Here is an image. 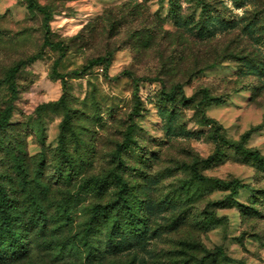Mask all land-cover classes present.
<instances>
[{
    "label": "rangeland",
    "instance_id": "rangeland-1",
    "mask_svg": "<svg viewBox=\"0 0 264 264\" xmlns=\"http://www.w3.org/2000/svg\"><path fill=\"white\" fill-rule=\"evenodd\" d=\"M38 1L62 48L0 0V264H264V0Z\"/></svg>",
    "mask_w": 264,
    "mask_h": 264
},
{
    "label": "trees",
    "instance_id": "trees-1",
    "mask_svg": "<svg viewBox=\"0 0 264 264\" xmlns=\"http://www.w3.org/2000/svg\"><path fill=\"white\" fill-rule=\"evenodd\" d=\"M174 3L173 0H170L171 8L172 4ZM27 7L32 12H39L43 16V29H44V35H45V43L53 48H62V44L59 42H54L51 38V29H50V20L52 16L51 7L46 4H41L38 0H27ZM111 57L110 55H107L105 57H97L95 59L91 60V63L95 64H102L103 70L105 71V74H108V70L111 64ZM17 67L13 70V74ZM86 70V68H83V70ZM82 71L77 70L74 71L75 74H80ZM8 116V113H6L5 117ZM124 160L121 156L118 157V167L119 165H122ZM194 174L197 178L203 180L205 179L202 175H200L198 169L196 167L193 168ZM115 178L119 185V191H118V199L122 203V205H126L127 203V196L126 193L128 191V185L125 179L119 174L118 171H115ZM219 183L225 186L231 187V195H236L239 193V189L243 187V184H241L237 180H232L230 182H225L223 180H218ZM101 192V191H99ZM0 216H1V224L3 226L10 227V218L9 213L3 209V207L0 206Z\"/></svg>",
    "mask_w": 264,
    "mask_h": 264
}]
</instances>
